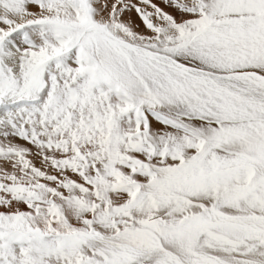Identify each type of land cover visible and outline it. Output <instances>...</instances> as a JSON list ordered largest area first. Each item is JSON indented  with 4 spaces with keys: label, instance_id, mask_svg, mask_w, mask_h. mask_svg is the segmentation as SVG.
I'll return each mask as SVG.
<instances>
[{
    "label": "snow or ice",
    "instance_id": "6c2138e0",
    "mask_svg": "<svg viewBox=\"0 0 264 264\" xmlns=\"http://www.w3.org/2000/svg\"><path fill=\"white\" fill-rule=\"evenodd\" d=\"M0 264H264V0H0Z\"/></svg>",
    "mask_w": 264,
    "mask_h": 264
}]
</instances>
